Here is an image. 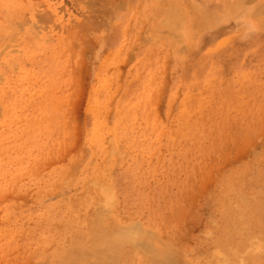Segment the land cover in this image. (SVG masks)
<instances>
[{
	"label": "rangeland",
	"instance_id": "1",
	"mask_svg": "<svg viewBox=\"0 0 264 264\" xmlns=\"http://www.w3.org/2000/svg\"><path fill=\"white\" fill-rule=\"evenodd\" d=\"M96 263L264 264V0H0V264Z\"/></svg>",
	"mask_w": 264,
	"mask_h": 264
},
{
	"label": "bare ground",
	"instance_id": "2",
	"mask_svg": "<svg viewBox=\"0 0 264 264\" xmlns=\"http://www.w3.org/2000/svg\"><path fill=\"white\" fill-rule=\"evenodd\" d=\"M114 5V4H113ZM111 8V7H110ZM93 17V16H92ZM98 199V198H97ZM99 201V200H98ZM109 201V200H108ZM112 201V200H111ZM103 202V201H102ZM115 202V201H114ZM101 203V202H100ZM103 204V203H102ZM112 205H113V203H112ZM94 211V210H93ZM104 213V212H103ZM96 214V213H95ZM98 218V217H97ZM100 218V217H99ZM97 220V219H96ZM98 221V220H97ZM126 228V227H125ZM136 228V227H135ZM127 229H128V227H127ZM133 229V228H132ZM129 231V230H128ZM127 231V233H126V235H127V237H126V235H125V233H124V235L122 234V235H117V236H114V238H111L110 240H109V238H107V239H105V240H109V242L107 241V244H105V242H104V246L107 248V250H109L108 252H112L114 255H113V259L114 260H118V256H115L116 254L117 255H119L120 253V250H121V248H122V244H124L123 242H124V240H127L128 239V236H129V232ZM139 232V231H138ZM129 233V234H128ZM149 233V232H148ZM104 235V234H103ZM107 235V234H106ZM111 235V234H110ZM134 235V234H133ZM132 235V236H133ZM105 236V235H104ZM108 237H113V236H109L108 235ZM100 238V237H99ZM130 238V237H129ZM103 238H101V240H102ZM129 240V239H128ZM95 241V240H94ZM131 241H132V239H131ZM137 241V240H136ZM135 241V242H136ZM94 243V242H93ZM95 243H96V241H95ZM99 244V243H98ZM131 244V243H130ZM98 246V245H97ZM104 246H102L103 248H104ZM91 247V246H90ZM102 247H95V249L94 250H96V252H98L97 251V249H102ZM133 247H135L134 246V244H133ZM97 248V249H96ZM106 248H104V250H106ZM147 248V247H146ZM93 250V251H94ZM136 250V249H135ZM145 251H147V250H145ZM92 252V251H91ZM106 252V251H105ZM89 253H87L86 255H88ZM93 254V253H92ZM96 254V253H95ZM99 253H97V255H98ZM165 255H167V254H165ZM138 256V255H137ZM168 256V255H167ZM138 258V257H137ZM164 258V257H163ZM113 260V261H114ZM164 261V260H163ZM97 262V261H96ZM107 262V261H106ZM155 262V261H154ZM157 262V261H156ZM166 262V261H165ZM98 263V262H97ZM96 263V264H97ZM159 263V262H158ZM163 263V262H162ZM100 264V263H99ZM120 264V263H119Z\"/></svg>",
	"mask_w": 264,
	"mask_h": 264
}]
</instances>
